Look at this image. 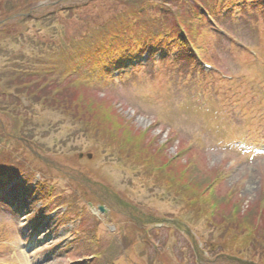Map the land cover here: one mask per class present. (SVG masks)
<instances>
[{
	"label": "rangeland",
	"instance_id": "obj_1",
	"mask_svg": "<svg viewBox=\"0 0 264 264\" xmlns=\"http://www.w3.org/2000/svg\"><path fill=\"white\" fill-rule=\"evenodd\" d=\"M202 3L209 7L216 0H202ZM138 5L149 13L147 15L162 9L167 17L165 22L171 23L174 17L182 16L192 2L0 0V89H4L7 81L4 68L15 59L24 68L35 62L43 69L45 62L54 61L51 51L54 42L81 37L87 25L96 29L100 18H119L109 34L116 32L119 25L121 30L136 28L135 20L127 14ZM197 10H200L198 6ZM209 20V23L205 19L192 23L190 34L195 36L194 41L206 43L208 40L207 53L218 65L216 72L203 74L194 70L191 63L179 62L177 58H166L160 66L150 59L146 66L133 71L129 67L108 83H102L100 77L83 69L71 79L77 88L72 89L77 94L82 90L90 94L88 104L85 102L88 115L98 119L112 110L114 116L107 124H121L123 134L129 126L137 132L145 130L148 142L156 137L155 143L165 147L166 154L176 158V164L184 170L188 167V172L209 183L206 190L219 174H224L223 191L232 187L236 192L232 198L234 203L238 202L248 217L258 211L264 218V202L261 201L264 156H244L233 141L252 137L264 145V12L257 4L243 0L230 12L222 11L216 22ZM183 21L184 25L193 22L189 18ZM157 28L158 24L148 26L150 32H157ZM210 32L211 36L207 37ZM144 37L146 33L140 32V39ZM253 50L257 51L256 55ZM58 78L63 83L61 77ZM86 79L87 83H83ZM191 143L194 146L191 147ZM30 145L39 155L37 161L27 147ZM89 153H92L91 158ZM0 162L12 163L15 169H27L28 174L35 170L37 175L31 178L36 184L30 180L34 186L54 182L64 193L63 200L69 207L74 206L71 212L58 201L45 207L42 192L20 196L11 191L9 197L0 194L1 261L11 264H152L153 249L151 245L138 243L137 234L140 227L151 229L160 225L156 247L165 250L173 246L174 251L167 248L154 264H178L177 256L188 264H196V259L200 264H245L223 254L211 258L207 252L203 238H218L207 224L214 212L211 208L208 213L191 210V204L186 205L183 196L162 181L145 175L141 170L143 166L120 157L95 139L84 124L61 109L33 101L9 110L0 100ZM30 164L33 168H28ZM42 174L52 181H41L39 175L43 177ZM23 178L19 181L24 182ZM15 183V180L11 182V188ZM106 190L134 204L136 213L126 211L113 201L103 203L105 211H101L98 198L102 196L98 193L107 194ZM229 202L230 206L234 204L231 199ZM54 208L49 218L44 217ZM240 213V218L244 219L245 214ZM43 217L48 219L40 224ZM135 217L148 220L143 224ZM256 222L258 224L259 220ZM249 242L253 246H264V239L259 236ZM192 247L196 255H192ZM252 252L258 255L254 249Z\"/></svg>",
	"mask_w": 264,
	"mask_h": 264
},
{
	"label": "trees",
	"instance_id": "obj_2",
	"mask_svg": "<svg viewBox=\"0 0 264 264\" xmlns=\"http://www.w3.org/2000/svg\"><path fill=\"white\" fill-rule=\"evenodd\" d=\"M177 1L175 0V4ZM195 1L199 3L198 0ZM141 8L138 5L137 8L130 9L133 11H128L129 13L127 14L131 20H133L131 16L136 20V28H128L124 32L116 34V36L114 34L109 35V28L112 25H116L119 22V18L115 19L116 16H111V18L106 19L100 18L96 29L87 25L83 29L81 37L62 38L61 42H54L53 50L51 51L56 62H45V68L43 69H41V65L35 64V62L24 68L17 64L18 61L15 59L13 64L4 68L7 81L3 85L4 89H0V100L4 101L5 107L7 106L9 110L17 108L19 105L24 106V99L27 102L38 101L44 106L49 105L56 110L61 109L62 112L84 124L95 139L116 151L122 158L143 166L145 168L143 170L148 177L157 182L162 181L166 186L174 190L176 194L183 196L184 203L186 202L188 206L191 204L189 207L191 210L208 213L210 208H212L214 212L207 219V224L219 232V236L223 241H215V243L212 240L209 241L212 254L218 255L223 252L226 255L255 260L264 264V246L254 245V247L249 242L251 238L257 236L260 239H264V218L261 216V220L257 224L258 211L253 217H248V214L241 210V207L237 204L238 202L234 203L232 199L234 195L236 196L235 190L224 192V188L220 184L216 190L208 194L206 187L209 183L205 179L198 178L192 171H184L183 167L181 168L175 163V159L170 158L166 152L158 149L157 143L148 142L142 131L131 130L128 126L125 127V134H123L120 129L121 124L119 126L113 123L107 124L109 118L114 116L112 110H109L110 114L107 112L105 116L98 119L88 115L85 110H87L86 104L89 101L86 102V100L90 94L86 90H82L80 94H77L72 89L76 87L73 81L69 80L62 83L59 78L51 79L50 75L43 74L45 71L76 72L79 64L82 66L86 62L90 64L88 65L90 72L104 68L106 59L114 57L119 51L118 48L122 47L119 45L121 43L124 44L123 46L128 44L125 39L134 41L135 38H140V32L145 34L152 22V18L139 19L138 16L144 11L145 14H149L145 9L142 10ZM156 12H161V9ZM196 13V8L188 9L186 7L182 16L174 17L171 23L165 22L167 19H164L165 21H162L159 25V29H164L165 32L162 38H167V36L181 37L182 33L180 30L183 31L181 28L192 24L191 21V23L187 22L184 25L183 19L194 20ZM95 37L96 39H92ZM50 64L51 67H48ZM52 75L55 74L52 73ZM1 80L2 78H0ZM22 96L24 98H21ZM25 153L28 155L27 151ZM8 166L15 167L12 165ZM8 171L9 169L0 164L1 174H5ZM229 199L234 203L232 206L229 205ZM223 203L225 204L222 205ZM240 212L245 214L243 216L244 219L240 218L242 216ZM253 249L256 254L258 252V255L252 252Z\"/></svg>",
	"mask_w": 264,
	"mask_h": 264
}]
</instances>
